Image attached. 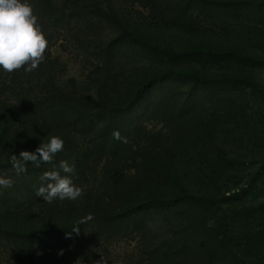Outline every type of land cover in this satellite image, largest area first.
<instances>
[{
  "label": "rangeland",
  "instance_id": "374dc122",
  "mask_svg": "<svg viewBox=\"0 0 264 264\" xmlns=\"http://www.w3.org/2000/svg\"><path fill=\"white\" fill-rule=\"evenodd\" d=\"M187 1L28 0L48 47L35 70L0 71V176L12 181L0 188V264H264V96L252 87L264 94V71L205 54L264 61V0H218L259 19ZM167 72L215 82L144 90ZM138 92L134 110L111 113ZM52 136L64 141L53 161L17 174L11 155ZM61 160L83 193L44 202L40 177ZM157 199L177 202L139 209Z\"/></svg>",
  "mask_w": 264,
  "mask_h": 264
},
{
  "label": "clouds",
  "instance_id": "9594fccd",
  "mask_svg": "<svg viewBox=\"0 0 264 264\" xmlns=\"http://www.w3.org/2000/svg\"><path fill=\"white\" fill-rule=\"evenodd\" d=\"M47 47L48 40L28 0H0V71L11 73L22 66H25V73L35 70L43 61ZM112 136L115 140L127 143V138H122L119 130L114 131ZM63 147L64 141L52 136L34 151L23 150L18 156L11 155L9 162L16 173L20 174L27 171L29 163L37 168L42 163H51ZM73 173L74 166L61 160L59 170L45 171L41 175L36 196L47 203L54 200H76L83 190L74 183ZM11 183L10 178L0 176V188L10 187ZM86 219L90 220L91 216ZM84 222L81 220L80 224ZM73 231H78V228L73 227ZM96 264H106L105 258Z\"/></svg>",
  "mask_w": 264,
  "mask_h": 264
},
{
  "label": "trees",
  "instance_id": "16d2710c",
  "mask_svg": "<svg viewBox=\"0 0 264 264\" xmlns=\"http://www.w3.org/2000/svg\"><path fill=\"white\" fill-rule=\"evenodd\" d=\"M193 4L198 5L204 11H207V12L220 11V12H224L225 15H228L230 17H234L236 13H239V15L244 14L247 17V19H257V18L259 19L260 18V16L256 14L257 12L254 10V8L247 7V11L244 10L245 8L241 6L242 5L241 2L218 1V0H188L187 4L185 5L184 11L188 10L190 8V5H193ZM259 5L258 7L264 10V6H263L264 3H260ZM129 37H132L137 42L145 45L144 41L140 39H136L134 36H129ZM205 54H206V57H209L212 59L216 58L223 62L234 60L238 64L247 66L252 69L264 71V61L250 58L242 54H238L234 52H220V51L207 52ZM177 56L182 57V58L184 57L196 58L200 56V54L198 52H184V53L177 54ZM174 78H177L178 80L189 79L190 81H193L194 83H197V84H201L203 86L215 82L214 80L213 81L200 80L195 75L167 72V73H163V74H160L154 77L151 81L147 83L144 90H147V89L149 90L153 88L154 86H160L163 83L169 80H172ZM228 81L234 85L242 83L241 81L234 80V79H228ZM252 87L254 88V90L258 91L259 93H261V95L264 96L263 92L258 87H256L255 84H252ZM141 96L142 94L138 92V94H136L135 97L132 100H130L127 104H125L124 106L111 109V113L115 116H119L123 113L131 112L138 105L141 99ZM261 170H262V174H264V166L261 168ZM107 176L112 177L113 179H118L120 177V174L117 171H110V172H107ZM261 177H263V175H261ZM187 199L199 202L205 208H207V210H212L214 206L213 202H206L204 200L195 199L192 197H188ZM176 202L177 200L157 199V200H153L149 204H144V205L139 206V209H143L151 205L167 207V206H171L172 204ZM26 238L27 240H31V241H38V239H41V240L43 239V237L40 236L39 234H29L26 236Z\"/></svg>",
  "mask_w": 264,
  "mask_h": 264
}]
</instances>
